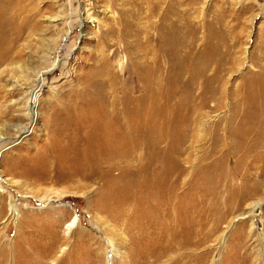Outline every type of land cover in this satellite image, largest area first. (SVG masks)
Returning a JSON list of instances; mask_svg holds the SVG:
<instances>
[{
	"label": "rangeland",
	"instance_id": "obj_1",
	"mask_svg": "<svg viewBox=\"0 0 264 264\" xmlns=\"http://www.w3.org/2000/svg\"><path fill=\"white\" fill-rule=\"evenodd\" d=\"M154 4L159 13L169 9L170 33L186 42L202 94L212 95L196 114L179 108L186 100L174 99L180 121L204 120L224 136L247 113L235 106L245 93L241 83L255 86L252 72L264 68V0H0V45L11 51L0 58V264H135L148 246L95 210L99 185L68 179L73 165L59 154L84 137L86 120L100 118L98 111L93 119L83 113L98 98L94 72L103 61L121 79L118 96L141 93L132 45L154 18ZM73 114L81 115L80 125L78 117L69 119ZM262 136L253 130L249 143L264 142ZM199 144L191 145L192 154L201 153ZM242 156L248 158L242 150L229 154L221 166L231 173ZM255 200L261 208L242 219ZM73 217L78 223L69 228ZM240 222L246 225L241 241ZM155 238L147 237L153 246ZM205 251L206 264H264V193L221 221Z\"/></svg>",
	"mask_w": 264,
	"mask_h": 264
},
{
	"label": "bare ground",
	"instance_id": "obj_2",
	"mask_svg": "<svg viewBox=\"0 0 264 264\" xmlns=\"http://www.w3.org/2000/svg\"><path fill=\"white\" fill-rule=\"evenodd\" d=\"M168 15V8L159 13L154 4V18L137 30L135 47L129 42L134 48L135 74L141 81V93L118 96L121 79L110 69L109 62L103 61L94 72V81L101 86L99 99L88 100L92 102L91 109L88 102L83 104L89 108L83 114L93 119L99 112L100 118L86 120L88 129L84 137L75 140L59 158L70 157L73 170L68 179L78 176L85 184L99 185L95 196L98 213L128 232L134 230L137 241L143 247L148 245L143 253L139 250L135 264H157L160 259L162 264H206L205 244L216 234L219 223L247 200L264 193L263 138L249 143L253 130L264 134V79L259 76L264 68L252 72L255 86L245 80L241 83L245 93L235 107L241 104L247 113L235 125L231 124L224 136L217 126L210 128L204 120L187 119L183 124L180 120L185 118H180V110L172 107L174 99L186 100L179 108L193 109L196 114L212 95L202 94L200 70L197 72L190 65L186 42L170 33ZM10 55L9 47L0 45V58ZM180 89L183 90L179 92ZM74 108H80L79 104ZM29 109L37 114L34 106ZM76 118L80 125L81 115L69 117ZM253 120L256 127L249 125ZM198 141L201 153L192 154L191 145ZM240 150L248 158L237 157V169L225 171L221 166L223 160L229 154L236 156ZM45 165L48 166L47 162ZM262 203L261 200L247 203L248 209L240 212L246 216L241 218L249 215L252 218ZM10 209L17 212L14 203ZM77 223V217H73L67 227ZM245 227L240 222L236 229L240 241ZM255 227L250 219V230ZM152 233L156 234L154 246L147 239Z\"/></svg>",
	"mask_w": 264,
	"mask_h": 264
}]
</instances>
